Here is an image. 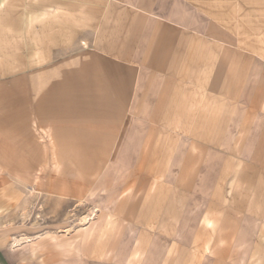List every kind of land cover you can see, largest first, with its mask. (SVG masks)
<instances>
[{
    "label": "rangeland",
    "instance_id": "rangeland-1",
    "mask_svg": "<svg viewBox=\"0 0 264 264\" xmlns=\"http://www.w3.org/2000/svg\"><path fill=\"white\" fill-rule=\"evenodd\" d=\"M0 2V264H264V0Z\"/></svg>",
    "mask_w": 264,
    "mask_h": 264
},
{
    "label": "crops",
    "instance_id": "crops-1",
    "mask_svg": "<svg viewBox=\"0 0 264 264\" xmlns=\"http://www.w3.org/2000/svg\"><path fill=\"white\" fill-rule=\"evenodd\" d=\"M190 1V0H189ZM193 1H195L194 2V4H196V1L197 0H193ZM185 2V1H184ZM1 4H2V2H0ZM1 4H0V6H1ZM193 3L190 5L191 7L190 8H188V15H184L183 16V18L180 16V19L178 20V22H176V23H174V25L176 26H172V27H175V29L173 28V30H174V32H176L178 35H180L181 37H187V38H189V39H191V40H194V41H196V39H197V37L195 36V35H192L191 33H193V34H196L197 33V25H196V15L198 14L197 13V11H198V6H197V4L196 5H194ZM201 11H203V10H199V12H201ZM191 13V14H190ZM202 13V12H201ZM205 13V12H204ZM205 15H207L206 13H205ZM204 16V15H203ZM205 17H207V16H205ZM177 21V20H176ZM208 27L207 26H205V29H204V32L205 33H208V32H210V34L212 33V30L211 29H207ZM211 28V27H210ZM198 31H200L201 33H202V31L201 30H198ZM208 31V32H207ZM0 39H1V37H0ZM15 60H17V61H19V59H18V57L15 59ZM258 123H257V125H256V128H257V126L259 125V120L257 121ZM111 219V218H110ZM126 221H128V222H132V221H130L128 218L127 219H125L124 220V222H126ZM206 226L208 227V228H210V227H212L213 226V222L211 221V220H209V219H206ZM129 224H131V223H127L126 225L127 226H130ZM171 235H174L175 237L174 238H176L175 239V241H177V240H179V237H180V235L178 234V231H177V228H175V229H173L172 231H171ZM1 242H2V245H1ZM4 242L0 239V250H4ZM176 242L174 243V245H172V247H170V250H173V251H175L176 250ZM208 250V247H206L205 248V251H207ZM143 255H144V253H142L141 254V258H143ZM5 257H4V261L2 262V264H10L11 263V261H10V258H11V253L10 252H7V253H5V255H4ZM131 257H133L131 254H129V258H131ZM128 258V259H129ZM132 259V261H133V259H134V257L133 258H131Z\"/></svg>",
    "mask_w": 264,
    "mask_h": 264
},
{
    "label": "bare ground",
    "instance_id": "bare-ground-1",
    "mask_svg": "<svg viewBox=\"0 0 264 264\" xmlns=\"http://www.w3.org/2000/svg\"><path fill=\"white\" fill-rule=\"evenodd\" d=\"M87 221H89V220H87ZM87 221H86V222H87Z\"/></svg>",
    "mask_w": 264,
    "mask_h": 264
}]
</instances>
